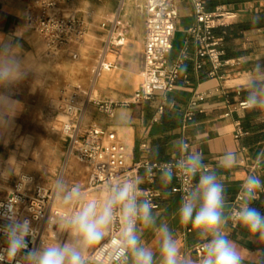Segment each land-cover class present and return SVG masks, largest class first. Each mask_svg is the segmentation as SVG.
<instances>
[{"label":"crops","instance_id":"obj_1","mask_svg":"<svg viewBox=\"0 0 264 264\" xmlns=\"http://www.w3.org/2000/svg\"><path fill=\"white\" fill-rule=\"evenodd\" d=\"M29 0H0V35L6 39L18 40L23 45L27 63L40 70L45 64L44 41L28 25L25 8ZM90 4L80 3L76 10L84 17V6L89 8L85 15L89 23H99L106 39L102 53L96 61L94 79L95 93L104 99H125L130 97L142 84V71L145 67V14L139 5V11L126 7L121 0H94ZM178 7L179 17L174 34V48L169 54V66L186 55L180 72L177 87L170 91L166 110L155 122L161 98L143 101L128 107H118L114 116L107 117L93 110V118L103 126L117 130L121 140L131 151V159L137 161L143 155L141 143L150 142L149 156L152 159L167 160L179 154L178 143L189 140L192 149L203 154V162L210 170H215L225 186L226 214H231L234 206H240L238 194L245 178L250 174L260 177L264 183V160L258 166L256 157L264 152V111L235 108L240 101H245L246 90L243 88L244 77L256 62H264V0H208V8L225 5L236 12L237 17L227 27H217L215 34L223 39L226 58L233 65L223 67L219 75L211 77V64L206 57L200 56L196 42L188 34V29L195 24V14L190 0H173ZM100 16L97 22L95 17ZM119 16L122 24L109 34L101 26L105 20ZM109 65L108 68L101 63ZM201 63V64H200ZM200 64V66H199ZM35 75L28 77L12 90L13 99L22 105L33 103L35 99ZM198 99L194 120L183 128V117L192 99ZM22 108H24L22 106ZM121 114L129 118V123L122 126L118 121ZM229 114V115H227ZM19 114L15 117L13 128L0 136V196L3 199L18 171V125ZM246 131L237 137V124ZM65 141V140H64ZM66 147V142H65ZM226 150H234L238 155L236 166L231 169L218 167L220 156ZM9 157L7 158V154ZM2 155V154H0ZM7 159L5 165L4 160ZM198 179V176H197ZM9 184V185H8ZM8 185V186H5ZM155 186L163 190L165 198L161 206L153 210L157 216L156 228L143 231V243L152 248L159 261L160 224H167L177 239L180 253L193 248L202 241L198 240L191 224H184L179 219L178 209L181 196L175 192L176 182L164 184L158 177ZM264 196V189L257 193V199ZM224 231L245 253L264 248V243H253V237L241 224L234 226L230 219L224 225ZM190 259L197 261L196 256Z\"/></svg>","mask_w":264,"mask_h":264},{"label":"clouds","instance_id":"obj_2","mask_svg":"<svg viewBox=\"0 0 264 264\" xmlns=\"http://www.w3.org/2000/svg\"><path fill=\"white\" fill-rule=\"evenodd\" d=\"M30 73L38 75L36 68L27 63L23 45L18 40L0 38V136L13 128L15 117L22 110L21 102L13 99L12 90ZM243 88L247 93L245 107L264 111V62L253 64L244 77ZM118 122L126 126L130 121L121 114ZM25 143L29 141L21 142ZM178 148L183 157L161 165L160 178L166 185L174 176L183 179L179 219L191 224L197 239L203 242L198 261L181 257L177 239L167 224H160L157 229L159 261L153 249L143 243L144 229L156 228L157 216L151 199L139 187V179L109 180L99 196L88 197L79 184L69 186L61 176L54 183L59 210L47 216L44 224L54 228V232L51 239H40L38 246L29 248V241L35 243L40 231L32 220L7 204H0V219L6 221L0 225L4 241L0 264H90L93 249L115 264H264V248L246 254L224 231V225L233 219L247 229L253 243H264V212L253 206L257 193L264 189L260 177L250 174L245 178L239 208L226 214L225 186L217 172L208 169L203 154L189 150L183 140ZM262 160L264 152L256 157L258 166ZM237 162V153L226 150L218 167L231 169ZM151 171L150 166L146 168L147 173ZM31 180L30 176L22 178L28 183ZM114 226L118 231L111 235Z\"/></svg>","mask_w":264,"mask_h":264},{"label":"built area","instance_id":"obj_3","mask_svg":"<svg viewBox=\"0 0 264 264\" xmlns=\"http://www.w3.org/2000/svg\"><path fill=\"white\" fill-rule=\"evenodd\" d=\"M74 1L76 0H29L26 4V22L54 51L82 42L88 33L89 23L86 18L76 10L67 9V6ZM123 1L121 0V4ZM190 1L195 14V24L188 29V34L196 42L199 55L206 57L210 62V76H220V70L233 63L231 59L226 58L223 39L215 34V29L231 25L237 14L225 5H217L210 10L208 0ZM141 9L145 14L146 33L145 67L142 71L143 82L140 87L130 97L112 100L98 97L94 82L86 90L74 85L71 90H63L59 106L57 109H51L50 115L58 119L61 124V132L66 142L64 165L71 157H75L87 167V181L81 188L88 197L99 196L109 180L137 178L140 181L141 191L151 199L153 210H157L165 198L163 190L155 186L160 176V166L174 163L182 158L184 153L181 151L167 160L152 159L149 156L150 142L145 140L141 143L143 155L139 160L133 161L129 145L121 140L117 130L99 124L92 116V111L95 110L112 117L118 107H128L159 96L161 102L154 117V121L157 122L166 110L167 94L177 87L187 57L183 55L169 66L168 57L174 48V34L179 17L178 7L173 0H145ZM121 24L119 16H115L113 20L103 21L101 26L111 35ZM101 66L109 67L103 62ZM197 102V98L191 100L183 117V128L194 120ZM235 108L246 109L244 101H240ZM244 134L246 131L238 123L236 136L241 137ZM183 141L188 145V149L192 150V143L189 140ZM149 166L152 169L151 173L146 172ZM24 176H30L31 183L22 181ZM173 179L176 182L174 190L180 194L182 200L185 187L183 179L178 175ZM74 184L76 183L68 185ZM142 184L145 186L142 187ZM239 197L240 193L237 200L241 201ZM0 204H7L13 210L28 217L32 220L33 226L40 229L35 243L29 241V248L38 246L40 239H48V235L54 232V228L44 226L47 216L54 215L60 207L55 198L54 185L42 182L35 175L23 173L17 176L7 195L0 200ZM238 208V205L234 206L231 213ZM230 221L234 226L239 223L233 219ZM4 223L6 221L0 219V225ZM117 231L114 226L111 235H115ZM202 243L180 253L181 257L189 258L194 254L198 261L203 254ZM3 245V238L0 237V246ZM90 264H115V261L109 262L100 258L99 253L94 249L90 254Z\"/></svg>","mask_w":264,"mask_h":264},{"label":"rangeland","instance_id":"obj_4","mask_svg":"<svg viewBox=\"0 0 264 264\" xmlns=\"http://www.w3.org/2000/svg\"><path fill=\"white\" fill-rule=\"evenodd\" d=\"M126 7L135 12L144 0H124ZM94 0H76L69 7L80 9L85 3L90 7ZM84 6L83 15H89V8ZM100 22V16L95 17ZM105 32L100 24H93L89 19V29L85 39L77 44L54 51L44 42L45 64L35 77V99L33 103L22 105L18 125V171L32 174L42 182L54 185L57 177L63 176L67 184H86L88 170L86 165L71 157L64 165L65 141L59 120L50 115L51 109H57L63 90H71L74 85L88 89L96 76V61L102 53ZM15 123V121H14ZM29 143L21 144L22 141ZM3 156V153H0ZM9 153L7 154V158ZM4 160V165L7 159ZM9 185V184H8ZM5 185V186H8ZM144 187L145 185H141ZM4 193L0 196L3 197ZM53 232L48 235L51 239ZM94 250V249H93ZM90 251V254L93 252ZM89 254V255H90Z\"/></svg>","mask_w":264,"mask_h":264},{"label":"trees","instance_id":"obj_5","mask_svg":"<svg viewBox=\"0 0 264 264\" xmlns=\"http://www.w3.org/2000/svg\"><path fill=\"white\" fill-rule=\"evenodd\" d=\"M253 206L258 208L261 212H264V196H262L260 199H256L255 201H253Z\"/></svg>","mask_w":264,"mask_h":264},{"label":"bare ground","instance_id":"obj_6","mask_svg":"<svg viewBox=\"0 0 264 264\" xmlns=\"http://www.w3.org/2000/svg\"><path fill=\"white\" fill-rule=\"evenodd\" d=\"M59 123H60V122H59ZM99 257L102 258V259H106L105 257H103V256H101V255H99Z\"/></svg>","mask_w":264,"mask_h":264}]
</instances>
